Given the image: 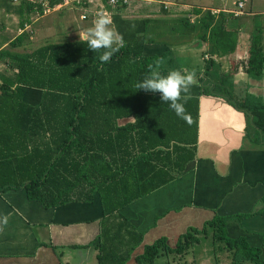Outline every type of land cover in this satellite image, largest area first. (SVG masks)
Segmentation results:
<instances>
[{"label":"trees","instance_id":"1","mask_svg":"<svg viewBox=\"0 0 264 264\" xmlns=\"http://www.w3.org/2000/svg\"><path fill=\"white\" fill-rule=\"evenodd\" d=\"M60 1L47 0L50 7ZM25 4L28 13L35 11L33 4ZM24 6L18 10L20 15ZM205 13L201 23L208 31L202 38L209 43L207 53L220 58L233 54L237 35L227 29L233 15ZM113 23L125 47L104 64L99 61L103 50L94 53L85 41L20 53L12 50L22 42L18 36L11 49L0 52V61L13 73L0 79V192L24 190L29 201L45 209L96 201L100 232L87 247L97 250L98 264H153L169 255L181 260L201 236H207V228L229 254L231 264H264L260 249L250 247L243 237L228 235L232 216H215L201 229L188 228L174 247L162 237L136 254L144 234L132 227L121 210L185 171L195 156L198 97L211 93L228 100L232 94L225 80L233 72L206 82L205 74L210 75L216 64L205 61L204 76L196 79L184 105L189 117L185 121L160 101L159 93L135 87L162 59L144 54L147 20L137 22L134 29L118 17ZM261 39L257 34L251 41L244 68L248 75L264 72ZM238 106L249 110L255 127L264 133V106L247 102Z\"/></svg>","mask_w":264,"mask_h":264},{"label":"crops","instance_id":"2","mask_svg":"<svg viewBox=\"0 0 264 264\" xmlns=\"http://www.w3.org/2000/svg\"><path fill=\"white\" fill-rule=\"evenodd\" d=\"M243 1L246 7V1ZM24 2L25 5L33 4L35 11L28 13ZM204 3L201 0H118L114 5L110 0H62L50 7L47 0H0V52L11 49V42L18 36L22 42L12 50L24 45L29 48L32 36L39 35L49 22L52 35L44 40L37 39V49L50 44L83 41L78 34L92 26L98 14L103 13L111 19L114 28V17L131 22L132 29L136 28L137 22L147 20L143 33L146 38L144 54L162 58L155 71H190L188 67L193 63L187 58L186 64H175L177 55L191 57L190 49L180 52L173 45L186 46L198 39L193 25L201 22L206 11L229 14L228 10L237 8L220 10L213 5L204 6ZM23 6L25 10L20 15L18 10ZM244 10L237 16L231 13L233 16L227 21V29L237 35L235 52L222 58L203 52V70L196 74V79L204 76L205 61L212 59L216 66L210 75L205 74V81L233 72L229 77L232 95L228 100L211 93L198 97L194 159L173 181L121 210L132 227L144 234L137 255L144 245L162 237L174 247L188 228L201 229L215 216H232L227 224L228 235L243 237L250 247L260 249V259L264 262V133L255 127L249 110L238 106L242 102L264 106V72L261 76H252L244 70L251 39L260 34L264 50V36L243 18L247 15ZM169 19L180 21L184 29L181 38L186 43L176 40L169 46L165 40L162 44L151 41L149 37L154 32L147 35L150 26L158 21L160 25L167 23ZM21 22H25L23 28ZM153 30L157 31L160 41L164 39V31L158 27ZM198 40L205 45L202 38ZM202 49L207 51L206 46ZM4 70H7L5 63L0 61V73ZM0 214L8 217L6 224H0V264L98 262L97 250L87 247L100 232L101 211L96 201L72 202L45 209L39 202L29 201L24 190H7L0 192ZM240 215L245 217L239 219Z\"/></svg>","mask_w":264,"mask_h":264},{"label":"rangeland","instance_id":"3","mask_svg":"<svg viewBox=\"0 0 264 264\" xmlns=\"http://www.w3.org/2000/svg\"><path fill=\"white\" fill-rule=\"evenodd\" d=\"M159 1H166V0H159ZM201 1L205 2L203 4L204 6L211 5L210 7H213V6L218 7L220 10L222 8H229V7L234 9L236 6V4H235L236 0H228V1L201 0ZM245 1H246V7L244 10V13L246 12L247 15H245L243 18L248 19L251 22V24L253 25V27L254 28L256 27V29H259V32L262 33V35L264 36V0H245ZM251 13H252V15H251ZM205 14L206 13H204L203 15H205ZM215 15H217V14H215ZM169 20H170L169 22L162 23L161 25L159 24V21H158V22H155L154 24H152L150 26V31L147 33V35L149 33H151V31L154 32L152 34V36L149 37L151 39V41L154 43L162 44L163 41L165 40V42H167V44H169V46H171L176 40L178 41V43H186L185 39L181 38V35L184 34V29H183V26L181 25L180 21H178L176 19H169ZM44 26H43L44 29L39 32V35L34 34L35 36L34 35L32 36V38H31L32 41H29V42H32V44H30L29 48H26V45H24L23 47L15 50V51L21 52V53L22 52L28 53V51H31L33 49H37V45H38L37 39L44 40V39L51 37V35H52L51 23L49 22V23L45 24ZM193 26H194V28L196 26V30H194V32H196L195 36L198 37V39H201V38H203V36L208 35V31L204 32L203 23L195 22ZM156 27H158V29L160 31H164L162 34L164 36V39H162L161 41H160V36L157 35V31L153 30ZM198 39L194 42H190L191 44H187L186 46H183L185 44L178 45V46L173 45V47H175L176 51H180V52L182 49H183L182 52H185V50L187 51L190 49L189 52L192 53L193 55H191V57L190 56L182 57V55H180V56L177 55L176 56L177 59H175L176 60L175 64L176 65L179 64V66L184 65V64H186L185 61H187V59H188L189 63H191V62L193 63V65L191 67H188V68L190 69V71L195 72V74H198V73L200 74L203 70V58H202L203 52L205 51V53H207V51L205 49H202V48L204 46H206L207 50L209 49V43L208 42H205L204 43L205 45H203L201 42H199ZM251 41H252V39H251ZM246 43H247V40H246ZM191 47H192V49H191ZM172 49L174 51V48H171V51H172ZM6 69L7 70H4L3 72L0 73V76L5 75V74L8 76H12V74H13L12 71L10 69H8L7 67H6ZM229 82H230V80H229V78H227L225 80V85L228 87H229ZM233 94L235 95V91H233ZM207 232H208L207 236H201L200 237V243L198 245L194 246V248L188 254L183 256V258L181 260H179L175 256L169 255L167 257L166 256L159 257L158 259L155 260V262L153 264H231V259H227L229 256L228 253L224 250V248L223 249L219 248L221 245L215 243V241L213 240V238H212L213 232L209 228H207ZM86 264H90V262H86ZM93 264H97V262H94ZM244 264H251V263L246 262Z\"/></svg>","mask_w":264,"mask_h":264},{"label":"clouds","instance_id":"4","mask_svg":"<svg viewBox=\"0 0 264 264\" xmlns=\"http://www.w3.org/2000/svg\"><path fill=\"white\" fill-rule=\"evenodd\" d=\"M80 40L86 42L87 48L94 53L103 50L99 55L101 64L111 60L113 55L125 47V40L114 26L111 19L103 13L98 14L92 26L78 34ZM196 83V74L186 69H173L162 74L151 71L135 85L137 90H144L153 94L159 93L160 101L167 103L170 110L177 117L189 120L185 111V104L190 98L192 86ZM7 215L0 214V224H6Z\"/></svg>","mask_w":264,"mask_h":264},{"label":"built area","instance_id":"5","mask_svg":"<svg viewBox=\"0 0 264 264\" xmlns=\"http://www.w3.org/2000/svg\"><path fill=\"white\" fill-rule=\"evenodd\" d=\"M221 1H228V0H221ZM236 9L235 10H228L227 12L229 13H233L234 15H241L243 14V10L245 7V2L243 0H236ZM110 2L114 5H116L118 3V0H110ZM219 11H215L213 12L214 14L218 13Z\"/></svg>","mask_w":264,"mask_h":264}]
</instances>
